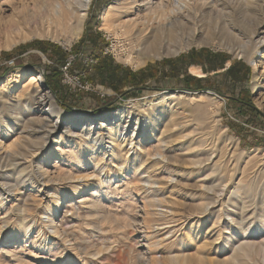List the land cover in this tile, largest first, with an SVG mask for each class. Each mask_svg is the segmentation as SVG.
I'll list each match as a JSON object with an SVG mask.
<instances>
[{"label": "rangeland", "instance_id": "rangeland-1", "mask_svg": "<svg viewBox=\"0 0 264 264\" xmlns=\"http://www.w3.org/2000/svg\"><path fill=\"white\" fill-rule=\"evenodd\" d=\"M13 1L10 4L9 0H0V97L4 93L11 94L8 98L5 96L6 99H0L1 154L14 152L19 148L18 144H24L19 139L20 132L9 133L7 128L17 117L15 108H12L14 98L25 91L23 89L28 81L36 74L52 92L57 106L68 115L103 117L112 116L122 108H132L135 113L143 112L149 117V123L146 121L143 125L146 124L148 131L153 129L158 138L165 131L167 122L173 123L171 134L175 141L172 145L163 143L161 152L166 159L164 162H159L158 157L153 158L154 163L149 160L142 171L136 172L122 171L118 166L121 161L115 156L109 158L110 162L104 166L106 169L103 172H95L99 177H88L95 168L84 170L76 167L68 153H64L62 161L55 156H51L49 161L47 168L50 175L58 177L59 174V180H42L39 185L33 183L35 188L28 182L32 174L26 162L28 158L19 160V167L0 170V191L3 190L7 198V203L0 206V264H168L167 260L175 256L181 259L180 264H212L213 260L231 264V246L239 241L241 220L248 218L252 225L264 224V164L260 162L264 161V90H256L253 63L259 61V71H262L264 47L257 50L263 51L261 58H258L257 51L251 52L250 62L216 46H194L176 56L148 61L136 67L129 55L127 37L122 31L101 30L102 16L114 2L109 0L99 16L101 24L97 31L104 45L99 59L92 58L86 47L77 55L73 53L74 46L84 37L92 13L104 4L103 0H92L82 34L70 46L64 44L66 35L59 29V40L31 37L5 48V44L16 38L7 21L13 9L23 5V0ZM217 2L218 10L228 9L207 11L198 25L200 31L214 33L228 27L236 34L230 36L237 42H247L250 37L254 43L264 39V0H239L236 6L228 5L231 0ZM17 27L23 34H29L33 29L31 24L22 22ZM36 42H44L67 52L65 66L60 67L56 58H50L35 48H27V45ZM192 51L200 57L196 58L197 63H204L208 70L216 71L212 75L217 76L210 77L216 84L233 63H241L248 69V79L241 85L243 89L240 93L244 95L239 99L240 107L225 96L224 92L231 91L227 83V90L201 88L192 91V94H206L208 99L185 106H178L175 102L167 104L158 99L175 92L191 93L178 91L187 90L178 81H153L144 86L146 92L138 94L128 92L130 86L117 92L105 84L107 60H113L118 66L136 73L165 61H178ZM6 54H13V58H6ZM80 64L84 68L81 73L77 72ZM196 68L202 71V68ZM55 70L61 72L62 85L71 95L64 97L65 104H69L66 107L60 103L48 82ZM189 72L193 74L191 68L188 75ZM12 73L15 76L9 79L8 85L2 84ZM20 73H25L24 78H18ZM179 77L186 78V73ZM146 99H154V105L137 108ZM103 104L106 105L99 107ZM156 107L160 110L154 113ZM162 110L165 113L163 116L160 114ZM214 111L217 112L214 118L217 122L212 120L211 112ZM201 115H205L208 122L199 121ZM17 122L16 125L21 127V122ZM220 131L226 135L225 143L219 140ZM38 137L33 143L42 141V135ZM155 139H151L148 145L156 144ZM215 140L217 144H211ZM230 140L236 143L234 147L229 146ZM106 142L110 143L108 139ZM135 154L136 149L123 152V158L127 159L125 167L132 166ZM257 155L258 160H253ZM32 167L36 170V165ZM16 180L20 182V189L9 190ZM4 181L8 182L5 188L1 185ZM95 194H98L95 197L101 206L91 205ZM48 215L54 223L50 226ZM26 230L27 238L24 235Z\"/></svg>", "mask_w": 264, "mask_h": 264}, {"label": "bare ground", "instance_id": "bare-ground-1", "mask_svg": "<svg viewBox=\"0 0 264 264\" xmlns=\"http://www.w3.org/2000/svg\"><path fill=\"white\" fill-rule=\"evenodd\" d=\"M9 2L11 4L15 1L9 0ZM91 3L92 0H23V5L20 8H14L11 18L7 21L8 26L13 30L16 38L5 44L4 47L9 48L17 42L31 37L59 40V29L65 32L66 39L64 44L70 46L73 40L79 39L82 34ZM237 4H239V0H231L228 3L231 6H236ZM216 8L218 12L228 9L226 7L218 10L217 0H114L113 4L102 16L103 23L101 30L111 32L119 29L122 31L127 37L125 41H127V46L129 47L131 61L136 67L145 65L148 61L176 56L194 46H216L228 51L234 57H241L249 61L254 50L257 51L259 48L264 47V39L254 43L250 37L247 42H237L236 38L230 36L236 34L233 30L228 29V27L227 29H219V32L214 33L208 30L204 32L199 30L198 25L205 17L206 12L211 9L215 10ZM20 22L31 24L33 26L32 31L29 34H23L21 29H19L20 27L15 28ZM262 52L261 50L257 51L258 58L262 57ZM253 63L255 67L254 84L257 91H262L264 90V65H262V71H259L260 62L253 61ZM191 72L194 75L203 76L199 69L192 68ZM14 76L15 74H10L2 84L6 83L5 86H7L9 79H13ZM24 76L25 73H20L18 78L21 79ZM43 81L41 76L36 74L30 79V82L28 81L27 86L23 89L25 91L17 94L14 98L15 102L12 103V108H15V113L19 117L18 119L16 117L14 121H18L17 123L21 122V127L17 126L15 122L10 123L8 124L7 131L14 134L20 132L21 136L19 139L24 144L22 146L18 144L19 148L14 152L0 153L1 171L7 170L9 167H19L20 165H17L18 161L28 158L26 162L30 165V174L32 173L29 176L28 182L35 188L34 184L39 185L42 180L46 182L59 180V174L58 177H52L47 167L50 159H52L51 156H55L56 159L62 161L65 156L64 153H68L69 158L71 156L75 166L80 169L87 170V168H95L88 177H99L95 172H103L106 169L104 166L110 162L109 158L115 156L117 160L121 161L118 164L120 169L128 172L142 171L144 164L149 160H151L150 163H154L153 158L156 157H158L159 162L166 160L163 158L161 149L163 143L172 145L175 141V138H173L174 135L171 134V128L173 127L171 125L173 123L167 122L165 131L163 133L161 132L158 138L154 135L153 129L148 131L149 128L146 124L143 125V122L147 121L146 123H149V117H146L143 112L135 113L132 108H122L112 116L103 117H80L77 114L68 115L57 106L52 92L47 89ZM5 86L2 88H5ZM5 96L8 98L11 94L4 93L0 99H6ZM158 99H162L167 104H174L175 102L178 106H185L203 103L208 97L206 94H177L175 92L171 95L165 94ZM154 101V99L143 100L137 105V108H145L148 104H153ZM158 110L160 109L156 107L153 112L157 113L159 112ZM160 114L163 116L165 113L162 110ZM211 116L213 122H217L214 119L217 117V112H211ZM155 119L157 120L158 116ZM199 121L202 123L208 122L205 115L199 116ZM220 134L221 139L219 140L225 143V133L221 132ZM39 135H42V141L33 143V140H37ZM153 138L157 139L156 144L148 145L149 141ZM107 139L110 142L108 144L106 142ZM33 144L37 145L35 146ZM211 144H217V140ZM228 144L229 146L232 145V147L236 145L233 141ZM135 149L137 150V154L132 158L134 159V163H132L131 167H125L127 159L123 158V152L129 153ZM223 155L224 152L222 151L221 156ZM258 156H254L253 160H258ZM260 162L264 164V161ZM33 164L36 165V170L32 169ZM149 167L151 166L149 165ZM35 174L37 177L34 176ZM1 185L5 188L8 186V182L4 181ZM20 186V182L16 180V184L11 185L9 190L16 191ZM15 196L16 194L13 195V197ZM95 196H98V194H95ZM91 202L92 206H101L97 197L93 198ZM5 203H7V198L5 197L4 191L1 190L0 206H4ZM241 221L239 241L233 243L231 246V264H264V224L261 226L259 224L252 225L250 224L251 221L250 223L248 222V218L242 219ZM5 222L7 223V220ZM47 222L49 226L54 224L53 218L49 215ZM24 235L26 238L28 237L27 230ZM180 260L178 256H175L169 258L167 263L180 264ZM212 264L226 263L213 260Z\"/></svg>", "mask_w": 264, "mask_h": 264}, {"label": "crops", "instance_id": "crops-1", "mask_svg": "<svg viewBox=\"0 0 264 264\" xmlns=\"http://www.w3.org/2000/svg\"><path fill=\"white\" fill-rule=\"evenodd\" d=\"M200 59V57H195V59ZM226 62H229L227 60ZM107 65V76L105 84L110 86L111 89L116 90L117 92L120 91L122 88H127L130 86V90L128 92L138 94L139 92H146L147 86L151 82H165V79H170L174 81H178V83L182 85H188L191 87H198V88H205V89H212V90H219L222 88H227L231 86L228 91L224 92L226 97L231 99V103L234 104L236 107H240V97L244 95V93H240L243 89L241 86L243 83L246 82L247 78V71L248 69L243 67L241 63H233L231 68L228 69L224 74H222L221 79L218 84H216L213 78L217 75H212L216 71L208 70L207 66L204 63H196L195 65H189L187 71L185 72L184 69L186 68V61H165L163 64L154 67H148L144 70L139 72H132L131 70H126L123 67L118 66L113 60H107L105 62ZM105 65V66H106ZM193 66V67H192ZM202 68V71L199 68ZM192 68L199 69L203 76H197L191 74H187L188 70ZM223 68V67H222ZM218 71V70H217ZM186 73V78L180 79V74ZM221 83V84H220ZM227 83V86H225ZM234 88V90H232ZM234 109V108H233ZM239 111V110H238Z\"/></svg>", "mask_w": 264, "mask_h": 264}, {"label": "trees", "instance_id": "trees-1", "mask_svg": "<svg viewBox=\"0 0 264 264\" xmlns=\"http://www.w3.org/2000/svg\"><path fill=\"white\" fill-rule=\"evenodd\" d=\"M108 1L109 0H103L104 4H103L102 8L100 7L99 10L92 13L91 18L87 23V30L85 32V35L81 39L80 43L77 44L76 46H74L73 53L80 55L82 53V48L86 47V49H88L90 51L92 58L94 57L96 59H99V56L103 52V49H104V45L101 44L100 33L97 31L100 27V24H101V22L99 20V16L102 13L103 9L106 8ZM93 30H95L96 32ZM27 48H35L36 50H39L40 52L49 56L50 58H56L58 60V63L60 64V67L65 66V63H66L67 58H68L67 52L62 51L60 49H57L56 47L53 48V46H51L50 44L44 43V42L31 43V44L27 45ZM51 48H53V49H51ZM55 49L57 51L54 52ZM53 52H54V54H53ZM5 57L8 59H12L13 54H6ZM195 57H198V55H195V51H192L187 56H182L179 58V61H186L187 62L186 68L184 69L185 72L187 71L189 65H195L197 63ZM80 65H79L80 69L77 71L79 73H81L82 71L84 72V68H83L82 64H80ZM71 69H72V67L69 68V70H71ZM101 69H102V67H101ZM103 71H106L105 67H103ZM51 77H52L51 80H48L50 87L53 89L54 92L57 93V97H58L60 103L62 105H64L65 107L68 106L69 104H65V102H64V97H65V95L67 97H70L71 95H69L67 93V90L64 89L65 86L63 87V85H62L61 72H59V70H55L51 74ZM182 86L189 91L202 90L201 88H198V87L196 88V87H191L188 85H182ZM75 101L73 103H75ZM105 105L106 104H103L102 106L99 105V107H103ZM253 124H255V123H253ZM262 127L264 128L263 124H262Z\"/></svg>", "mask_w": 264, "mask_h": 264}, {"label": "water", "instance_id": "water-1", "mask_svg": "<svg viewBox=\"0 0 264 264\" xmlns=\"http://www.w3.org/2000/svg\"><path fill=\"white\" fill-rule=\"evenodd\" d=\"M178 91H182V92H191V93H194V92H192V91H189V90H178ZM72 109H74V108H72Z\"/></svg>", "mask_w": 264, "mask_h": 264}, {"label": "flooded vegetation", "instance_id": "flooded-vegetation-1", "mask_svg": "<svg viewBox=\"0 0 264 264\" xmlns=\"http://www.w3.org/2000/svg\"><path fill=\"white\" fill-rule=\"evenodd\" d=\"M94 31V30H93Z\"/></svg>", "mask_w": 264, "mask_h": 264}]
</instances>
